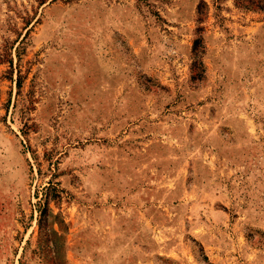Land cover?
I'll list each match as a JSON object with an SVG mask.
<instances>
[{"label": "rangeland", "instance_id": "374dc122", "mask_svg": "<svg viewBox=\"0 0 264 264\" xmlns=\"http://www.w3.org/2000/svg\"><path fill=\"white\" fill-rule=\"evenodd\" d=\"M257 1L0 0V264H264Z\"/></svg>", "mask_w": 264, "mask_h": 264}, {"label": "trees", "instance_id": "16d2710c", "mask_svg": "<svg viewBox=\"0 0 264 264\" xmlns=\"http://www.w3.org/2000/svg\"><path fill=\"white\" fill-rule=\"evenodd\" d=\"M237 4L239 6H249V5H254L256 2L255 0H236ZM258 6L260 7V9L264 10V0H258ZM205 6V3L204 2H201L199 7H198V14H199V20L198 22L199 23H203L204 22V19H205V13L203 11V7ZM199 32H201L203 30V28H199L198 29ZM203 38L201 36H199V38H197L194 42V47H193V53L195 55V62H194V65H193V69L195 71L198 70L196 76L200 77L202 75V73L204 72L203 71V63L201 61V54H203ZM196 79V77H195ZM46 203H45V208L40 210V218H39V224L42 226L43 224H45V217L47 216V206L49 204V196L47 195L46 198Z\"/></svg>", "mask_w": 264, "mask_h": 264}]
</instances>
